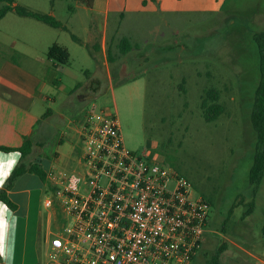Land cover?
I'll return each mask as SVG.
<instances>
[{
	"label": "rangeland",
	"instance_id": "1",
	"mask_svg": "<svg viewBox=\"0 0 264 264\" xmlns=\"http://www.w3.org/2000/svg\"><path fill=\"white\" fill-rule=\"evenodd\" d=\"M3 5L0 2V8ZM46 7L43 11L50 9ZM67 12V7L56 8L63 21ZM182 18V22H178L181 18H168L170 32L161 44L121 57V63L112 66L110 81L102 80L88 99L80 101L77 96L85 94L88 80L86 51L73 52L69 63L57 70L49 68L54 86L53 101L47 107L60 120L51 121L48 135L52 142L46 150L58 148L61 155L53 169L76 170V130L84 114L113 110L129 151L147 153L170 165L189 182L194 197L209 203L208 232L195 264H208L222 245L220 264H258L264 248L254 249L253 245L264 242V178L253 212H246L253 200L248 176L256 141L250 112L259 80L258 49L252 36L264 30V0H226L218 15ZM10 26L0 27V41L6 43L0 47V56L24 63L9 47L20 38L21 25ZM88 69L90 75L95 71L94 65ZM209 90L217 94L222 107L221 115L210 122L201 106L204 100L207 106L213 104L207 98ZM57 139L61 146L55 145ZM33 157L34 153L29 159ZM41 166L43 170L48 167ZM233 204L236 207L228 216ZM50 231L48 241L55 229ZM252 250L258 258L246 256ZM41 255L45 264L47 247L43 245Z\"/></svg>",
	"mask_w": 264,
	"mask_h": 264
},
{
	"label": "crops",
	"instance_id": "2",
	"mask_svg": "<svg viewBox=\"0 0 264 264\" xmlns=\"http://www.w3.org/2000/svg\"><path fill=\"white\" fill-rule=\"evenodd\" d=\"M225 1L93 0L88 8L78 0H14L15 5L51 15L66 29L52 28L35 19L19 17L14 12L7 13L0 20V27L5 29L11 28L12 23L21 25L20 38L11 42L9 47L15 50V56L25 59L20 63L0 56V148L10 149L0 150V189L21 160L25 164L38 163L42 167L43 163L48 166L44 170L41 168L46 176L44 182L36 174L28 172L16 179L7 191L13 209L0 201V264H43L42 245L48 249L50 229L56 230L61 222L55 206L49 212L44 206L45 196L51 190L48 174L61 160L58 148L46 150L52 142L51 135H48L51 121L54 118L60 120L47 107V102L53 101L50 94L54 86L48 70H57L61 66L46 58L47 49L57 44L67 50L69 60L73 52L88 53L90 61L84 63L88 74L85 94L77 95L78 98L88 96L100 88L102 80L110 81L112 66L121 63L120 58L124 55L119 52V45L122 40L131 47L125 56H132L145 47L163 42L170 32L167 31L171 26L168 18H181L178 22H182V16L189 14L218 15ZM71 2L74 6L70 5ZM46 5L50 9L43 11ZM57 6L68 9L64 21L57 16ZM2 45L6 46V43L0 41V47ZM92 65L95 71L90 75L88 68ZM25 139L31 141L32 149L22 158L18 149ZM54 143L62 145L59 139ZM32 153L34 159H29ZM259 243L253 248L263 249L264 242ZM201 251L192 264L200 259ZM246 256L259 257L253 250L246 252ZM260 258L258 264H264V258Z\"/></svg>",
	"mask_w": 264,
	"mask_h": 264
},
{
	"label": "built area",
	"instance_id": "3",
	"mask_svg": "<svg viewBox=\"0 0 264 264\" xmlns=\"http://www.w3.org/2000/svg\"><path fill=\"white\" fill-rule=\"evenodd\" d=\"M78 167L48 174L60 226L45 264H192L210 205L173 167L129 151L113 110L84 114Z\"/></svg>",
	"mask_w": 264,
	"mask_h": 264
},
{
	"label": "trees",
	"instance_id": "4",
	"mask_svg": "<svg viewBox=\"0 0 264 264\" xmlns=\"http://www.w3.org/2000/svg\"><path fill=\"white\" fill-rule=\"evenodd\" d=\"M86 7L90 8L93 0H78ZM4 5L0 8V20L9 12H14L19 17H29L40 21L52 28L66 29L59 21L48 14L33 11L27 7L15 5L14 0H0ZM74 41H78L77 38L71 36ZM254 43L258 49V69H259V80L254 92L253 104L250 112V122L252 129L255 134V145H254V161L249 171L248 181L252 188V202L248 205V211L250 213L254 208V199L261 185L264 177V30L254 33L252 36ZM131 50L126 40H122L119 45V52L123 55L127 54ZM46 58L58 65L65 66L69 63V54L67 50L57 44L51 45L46 52ZM207 98L212 101V105L207 106L206 100L201 104L204 110V118L207 121H214L222 113V107L217 103L218 97L215 92L209 90L207 92ZM32 149V143L29 139H25L23 145L18 149L21 157H26ZM2 151H10L7 148H0ZM34 173L41 181H45V173L41 169L38 163L25 164L22 160L14 168L3 188L0 189V201L5 203L9 208L13 209L14 205L9 201L7 197V191L11 189L14 182L18 177L24 173ZM235 204L231 206L228 212V216L232 214ZM225 250V246L222 245L217 248L209 260L208 264H220V258Z\"/></svg>",
	"mask_w": 264,
	"mask_h": 264
},
{
	"label": "water",
	"instance_id": "5",
	"mask_svg": "<svg viewBox=\"0 0 264 264\" xmlns=\"http://www.w3.org/2000/svg\"><path fill=\"white\" fill-rule=\"evenodd\" d=\"M88 96H83V97H80V100H84V99H87Z\"/></svg>",
	"mask_w": 264,
	"mask_h": 264
}]
</instances>
